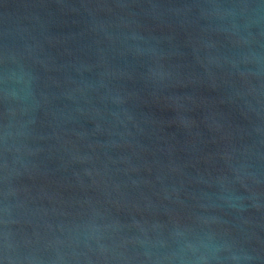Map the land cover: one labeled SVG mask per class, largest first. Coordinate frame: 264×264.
Segmentation results:
<instances>
[{
    "label": "water",
    "instance_id": "water-1",
    "mask_svg": "<svg viewBox=\"0 0 264 264\" xmlns=\"http://www.w3.org/2000/svg\"><path fill=\"white\" fill-rule=\"evenodd\" d=\"M259 3L0 0V246L264 264Z\"/></svg>",
    "mask_w": 264,
    "mask_h": 264
},
{
    "label": "clouds",
    "instance_id": "clouds-1",
    "mask_svg": "<svg viewBox=\"0 0 264 264\" xmlns=\"http://www.w3.org/2000/svg\"><path fill=\"white\" fill-rule=\"evenodd\" d=\"M245 8H249L253 12H255L260 8H264V0H260L259 5H257L256 7L245 5ZM4 211L7 212V208H5ZM4 223H6V221ZM2 235H3V244L2 246H0V264H19L18 258L12 254L14 248L13 245L9 242V233L4 232ZM188 247L193 248V245L190 244L188 245ZM232 259L236 260L237 257L233 256ZM196 264H209V258L207 256H201L196 261Z\"/></svg>",
    "mask_w": 264,
    "mask_h": 264
}]
</instances>
